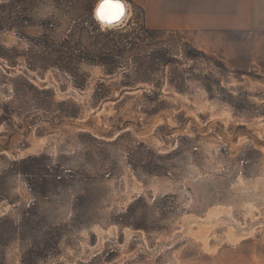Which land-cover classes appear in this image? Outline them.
Instances as JSON below:
<instances>
[{
	"label": "rangeland",
	"instance_id": "1",
	"mask_svg": "<svg viewBox=\"0 0 264 264\" xmlns=\"http://www.w3.org/2000/svg\"><path fill=\"white\" fill-rule=\"evenodd\" d=\"M97 1L0 0V264H264L245 0L205 28L131 0L103 26Z\"/></svg>",
	"mask_w": 264,
	"mask_h": 264
},
{
	"label": "crops",
	"instance_id": "2",
	"mask_svg": "<svg viewBox=\"0 0 264 264\" xmlns=\"http://www.w3.org/2000/svg\"><path fill=\"white\" fill-rule=\"evenodd\" d=\"M131 1L143 8L145 23L153 28H205L213 26L214 21L224 23L216 19L222 14L229 13L235 19L238 11V0ZM232 7L233 13L225 10ZM225 22L233 21L229 18ZM245 22L247 29L264 30V0H245Z\"/></svg>",
	"mask_w": 264,
	"mask_h": 264
},
{
	"label": "bare ground",
	"instance_id": "3",
	"mask_svg": "<svg viewBox=\"0 0 264 264\" xmlns=\"http://www.w3.org/2000/svg\"><path fill=\"white\" fill-rule=\"evenodd\" d=\"M101 3H109L112 5H116V4L122 5L123 6V14L119 15L118 18L112 19L110 23L106 22L105 19L98 18V16H97L96 10H97V7ZM94 16H95V18L100 19L99 21L102 23L103 26L113 27V26H116V25L123 23L127 19V17L129 16V8H128L127 2L125 0H98L96 5H95V8H94Z\"/></svg>",
	"mask_w": 264,
	"mask_h": 264
},
{
	"label": "snow or ice",
	"instance_id": "4",
	"mask_svg": "<svg viewBox=\"0 0 264 264\" xmlns=\"http://www.w3.org/2000/svg\"><path fill=\"white\" fill-rule=\"evenodd\" d=\"M96 11L98 18L105 19L106 22L110 23L112 19L118 18L119 15L123 14V6L101 3Z\"/></svg>",
	"mask_w": 264,
	"mask_h": 264
},
{
	"label": "water",
	"instance_id": "5",
	"mask_svg": "<svg viewBox=\"0 0 264 264\" xmlns=\"http://www.w3.org/2000/svg\"><path fill=\"white\" fill-rule=\"evenodd\" d=\"M98 19V18H97ZM98 20H100V19H98Z\"/></svg>",
	"mask_w": 264,
	"mask_h": 264
}]
</instances>
